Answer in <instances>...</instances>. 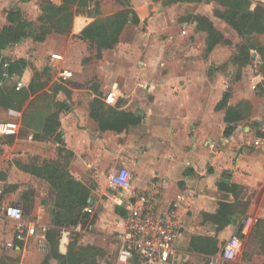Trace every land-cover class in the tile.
<instances>
[{"label":"crops","instance_id":"obj_1","mask_svg":"<svg viewBox=\"0 0 264 264\" xmlns=\"http://www.w3.org/2000/svg\"><path fill=\"white\" fill-rule=\"evenodd\" d=\"M252 1L264 7V0ZM63 5V0H0V29L10 24L7 15L14 10L22 13L23 19L31 23V28L37 25L47 27L43 39L32 38L27 32L25 37L0 50V56L7 62L18 59L26 62L21 76L13 72L15 79L24 84L20 90H15L13 82L0 86V118L4 121L15 119L19 124L16 134L3 137L14 139L22 129L31 142L43 143L44 153L50 152L54 157L50 160L51 166H56L58 172L69 177L70 199L75 202L76 197V204H80L79 200L83 197L86 199L85 205L79 209L78 222L83 226L90 218L88 231L82 232V228L73 231L78 222L58 226L52 223L53 214L58 211L53 190V204H50L49 210L44 208L41 218L38 215L33 221L24 214L27 222L36 225L35 236H27L25 231L19 236L10 221L0 219V264H89L85 261L114 264L113 255L117 248L114 235L122 230L127 212L146 203L158 205L161 209L176 204L181 223L177 249L184 231L190 234L197 219L211 224L214 229L209 233L215 234L217 239L225 238L232 225L238 224V230L246 220V213L231 211L238 193L257 187L264 181L263 121L256 120L258 126L255 132L250 126L240 124L244 116L237 111L235 114L239 119L228 123L227 114L235 108L228 103L220 105L224 94L212 104L214 111L208 113L206 99L202 97L207 94L206 88L193 84L190 70L181 77L172 71L159 72L157 67L149 72L145 81V87L152 95L148 104L135 94L145 67L128 66L111 80L105 79V75L104 78L99 76L100 86L92 91L79 86L71 89L70 98L57 94L58 101L51 105L54 110L50 113L41 109L42 106L34 107L30 90L32 75L40 70H52L57 63L64 61V54L74 58L86 54L88 43L80 35L93 21L92 16L76 15V9L80 7L76 0L70 4L72 18L68 30L58 29V12H45V9L52 6L58 10ZM149 10L137 16V24L148 22V35L150 29L155 28L151 22H156L163 13L150 19L147 18ZM209 22L212 24V20ZM193 25L199 29L196 20ZM212 26L215 28L214 23ZM216 31L225 38L222 32ZM147 37L137 35L132 43L135 50L130 49L125 56L132 57L133 52L137 54L141 51L143 43H148ZM54 55H59V58H54ZM105 69L108 70L106 74L111 73L107 66ZM62 70L58 71L59 78ZM130 81H133L132 85ZM107 89L112 100L107 99L106 102L100 91ZM192 95L197 99H193ZM61 102L65 103L64 106ZM111 108L140 115L141 119L135 125L112 129L109 124ZM222 110L223 114L217 113ZM10 111L19 115L10 114ZM52 116H56V129L53 133H46L45 123ZM228 126L232 130L225 135ZM51 141L55 143L54 149L51 148ZM117 166L120 168L116 169ZM47 168V162L36 169L25 165L22 172L41 179L53 189L52 183L46 179L49 175L41 172ZM122 169L129 171L131 182L128 188L118 189L111 183L110 176ZM4 184L5 201L9 203V186ZM43 202L41 200V204ZM15 204L20 205L24 213L23 206ZM85 208H91V213H85ZM62 209L67 211L65 206ZM223 209L225 214H221ZM239 217H243L240 224ZM42 227L46 230L42 231ZM65 229L70 231L68 238L62 237ZM236 232L232 236H236ZM71 235L79 236V242L74 239L69 243ZM238 236L242 237L241 230ZM9 241L13 243L12 247H6ZM86 247L93 254L81 260V248ZM71 252L78 257L74 261H71V257H75ZM217 252L215 249V255L210 258L220 256L222 250ZM12 254L17 255L16 263H13Z\"/></svg>","mask_w":264,"mask_h":264},{"label":"rangeland","instance_id":"obj_2","mask_svg":"<svg viewBox=\"0 0 264 264\" xmlns=\"http://www.w3.org/2000/svg\"><path fill=\"white\" fill-rule=\"evenodd\" d=\"M146 9H150L147 17L150 19L163 12L156 22H151L157 31L150 29L149 35L147 21L136 25L133 23V14L139 17ZM227 9L226 0H178L176 2L173 0H87L85 6L76 9V15L92 16L91 23L96 28L103 24L114 26V22L122 24L118 42L109 47H101L93 33L91 35L94 40L86 39L88 44L86 43L84 56L74 58L73 55L64 54V61L57 63L58 65L52 70H40L33 74L30 87L33 95L32 103H35L34 107L42 106L41 109L50 113L54 110L51 105L58 101L57 94H61L62 98H70L71 89L79 86L92 91L94 87L100 86L99 76L104 78L105 75V79L107 77L111 80L125 67L133 66L139 69L145 67L143 75L140 76L138 92L135 94L143 103L148 104L152 95L146 89L145 81L153 68L157 67L159 72L164 73L172 71L181 77L190 70L194 77L193 84L206 88L207 94L202 97L207 100L204 102L208 107V113L214 111L212 104L224 94L225 103L235 108L233 113L240 111L244 116L240 124L250 126L256 132L258 126L256 120H262L264 123V29L261 30L258 27L250 33L238 35L219 15V12L224 13ZM202 14L208 20H212L214 27L223 33L229 43L220 42L209 49V32L193 25L196 16ZM71 18L64 19L65 30H68ZM64 26H58V28ZM26 32L32 38L39 40V37L45 36L47 27L37 25L35 28L26 29ZM137 35L148 36V43H143L142 50L137 54L133 52L132 57H126V52L130 49L135 50L132 43ZM55 38L57 37H52V39ZM53 43L56 42L53 41ZM54 47L58 49V46ZM104 52L106 57L103 58ZM138 61L143 63L140 64ZM144 62H147V65H144ZM106 66L111 73L106 74L108 71L105 69ZM62 69L71 71L72 76L68 79L59 78L57 74ZM129 84L132 85L133 81ZM57 86L59 88L56 90ZM58 90L61 92L57 93ZM90 91L88 94H92ZM109 91V89L105 92L100 91L101 97L106 102ZM28 95L30 96L29 93ZM197 97H199L198 92ZM197 97L192 95L193 99ZM64 104L62 103L63 106ZM217 113L223 114L224 110ZM0 121L4 120L0 118ZM262 132L264 134V131ZM53 144L55 145L52 142L51 148L54 149ZM49 153H44L43 143L31 142L26 131L22 129L14 139L0 138V179L9 186V203H20L29 220L36 221L38 215L41 218L44 214V208L49 210L50 204H53V189L45 185L41 179L22 172V169L25 165L36 169L41 163L47 162V170L41 172L52 175L56 166L53 165L54 168L51 166L50 160L54 157ZM118 168L120 166L116 167ZM86 183L88 184V181ZM41 200H44L43 204ZM233 206L231 211L234 209V211L246 213L244 219H250V229L245 235L242 234L241 252L237 258L233 261H223L222 264H264V181L257 187L240 191L237 202ZM242 218L239 217V224ZM89 222L90 218L85 220L82 232L88 231L87 223ZM237 228L238 224L232 225L225 238L217 239L215 234L209 233L214 229L211 224H204L201 219L195 220L190 234L184 231L179 241L180 263L207 264L210 257L215 255L213 250L217 249L219 253L226 244V240L236 232ZM78 237L71 235L69 243H72L74 239L79 242ZM11 256H14L13 263H16L17 255ZM74 260L76 256L71 257V261ZM85 262L91 264L89 261Z\"/></svg>","mask_w":264,"mask_h":264},{"label":"built area","instance_id":"obj_3","mask_svg":"<svg viewBox=\"0 0 264 264\" xmlns=\"http://www.w3.org/2000/svg\"><path fill=\"white\" fill-rule=\"evenodd\" d=\"M58 59L59 55H54ZM62 79L72 76L69 70L60 72ZM6 82H13L15 90H20L24 84L16 80L9 71V63L4 61L0 76V86ZM111 101V94L107 97ZM10 114L19 115L10 111ZM17 120L0 121V137L14 135L18 132ZM111 183L118 189L130 186L131 174L122 169L110 176ZM6 191L4 182L0 181V219H6L13 224V229L19 236L25 231L27 236L36 235V225L29 223L24 218L20 205L9 204L5 201ZM85 213H91V208H85ZM82 223L78 222L73 231H80ZM181 223L177 216L176 204L166 209L158 205L146 203L140 207H132L123 219V228L114 235L116 251L113 255L114 264H181L176 242L180 235ZM250 229V219H246L241 228V233L246 234ZM46 227H42L45 231ZM70 231L62 232L63 238H68ZM6 247H12V242H6ZM241 236H232L224 245L220 256L212 257L207 264H222L223 261H233L241 252Z\"/></svg>","mask_w":264,"mask_h":264},{"label":"trees","instance_id":"obj_4","mask_svg":"<svg viewBox=\"0 0 264 264\" xmlns=\"http://www.w3.org/2000/svg\"><path fill=\"white\" fill-rule=\"evenodd\" d=\"M64 5L61 9L55 10L52 6H47L45 12H58V20L60 21L59 27L64 26V19L72 17V11L70 9V4L75 3L76 0H63ZM178 1V0H173ZM189 1V0H186ZM191 1V0H190ZM198 1V0H197ZM87 0H78L79 6H85ZM70 3V4H68ZM226 4L228 9L222 13L219 12L220 16L224 19V21L238 34L243 35L246 33L252 32V30L257 29L258 27L262 30L264 29V7L259 3L253 2L252 0H226ZM134 15L133 23H138V17ZM7 20L9 21V25L0 29V50L6 48L8 45H11L17 41H19L22 37L27 35L26 29L31 28V23L27 22L23 19L22 13L19 10H14L8 13ZM197 22V26L207 30L209 32V42L208 46L211 49L214 45L222 42L229 43V41L216 31L209 20L204 16H196L195 18ZM70 21V20H69ZM109 23V22H107ZM114 26H110V24H103L101 26H96L94 24H89L83 31L81 32L80 38L87 39L92 38L93 33H95V38L99 42L101 47L110 46L113 43L117 42L120 29L122 24H118L114 22ZM65 28V26L63 27ZM69 28V27H68ZM59 29V28H58ZM109 35V37H108ZM44 37H39L38 39H43ZM94 40V39H93ZM5 61L0 56V76L2 71V64ZM9 63V71L11 73L15 72L18 76H21L24 69L26 68V62L23 59H18L14 62ZM225 100L224 96L220 103V105H224ZM141 119L140 115H134L132 113H125L121 111H117L115 108H111L109 110V124L112 129H119L121 127H125L127 125H135ZM239 119V116L233 112H229L227 114L226 121L231 123V121ZM45 132L53 133L56 129V116H52L45 123ZM232 127L228 126L224 134L229 135ZM68 178L66 175L64 176L61 172L55 168L50 174L47 176V180L52 183L53 190L55 191V207H57L58 211L54 212L52 223L55 226L67 224V225H75L79 221V209L82 208L86 203L85 197L79 200L80 204H76L78 202L76 197L73 202L71 198V189L67 186ZM65 180V181H64ZM66 182V184H65ZM64 206L67 208V211L63 210ZM226 206V205H225ZM221 214H225L224 209L221 210ZM81 260L86 259L87 256L91 257L93 254L92 251H88L89 248H81ZM215 250H213L214 252ZM70 254H73L72 252ZM90 254V255H88ZM75 256V254H73ZM85 255V256H84ZM78 258V257H76Z\"/></svg>","mask_w":264,"mask_h":264},{"label":"water","instance_id":"obj_5","mask_svg":"<svg viewBox=\"0 0 264 264\" xmlns=\"http://www.w3.org/2000/svg\"><path fill=\"white\" fill-rule=\"evenodd\" d=\"M241 228H242V225L239 227V229L237 230V232H236V236H238V234H239V232H240V230H241Z\"/></svg>","mask_w":264,"mask_h":264}]
</instances>
